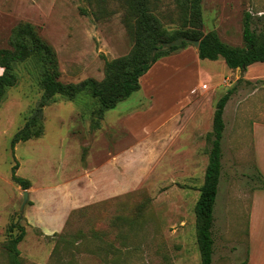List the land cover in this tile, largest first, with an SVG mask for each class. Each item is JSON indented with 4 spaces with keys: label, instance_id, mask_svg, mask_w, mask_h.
Masks as SVG:
<instances>
[{
    "label": "rangeland",
    "instance_id": "rangeland-1",
    "mask_svg": "<svg viewBox=\"0 0 264 264\" xmlns=\"http://www.w3.org/2000/svg\"><path fill=\"white\" fill-rule=\"evenodd\" d=\"M153 6L168 37L182 28L175 0L154 1ZM247 13L253 28L264 30V0H204L202 30L244 47ZM21 23L33 25L55 50L59 80L65 84L102 81L106 62L129 56L136 43V23L122 0H0V50L13 49L14 31ZM180 51L166 56L175 62L164 70L156 64L161 59L153 64L140 81L141 89L100 120L93 115L98 110L95 99L57 96L41 110L42 136L18 143L13 151L14 135L43 94L32 63L16 67L18 82L0 103V264H9L5 246L15 223L26 230L18 246L23 264L201 263L195 206L212 147L210 118L224 93L222 82L233 75L222 58L197 57L185 67L191 58L175 59ZM147 74L163 79L158 96L144 86ZM189 87H194L190 102H198L193 112L201 114L197 121L188 115L187 103L162 128L141 123L153 106L152 123L169 119L188 99ZM252 112L242 114L232 106L224 118L212 264H238L248 248L247 216L228 215L224 208L230 205V194L256 178ZM15 159L17 175L30 182L27 190L11 178ZM233 179L239 181L237 187L231 186Z\"/></svg>",
    "mask_w": 264,
    "mask_h": 264
},
{
    "label": "trees",
    "instance_id": "trees-1",
    "mask_svg": "<svg viewBox=\"0 0 264 264\" xmlns=\"http://www.w3.org/2000/svg\"><path fill=\"white\" fill-rule=\"evenodd\" d=\"M154 1L158 0H122V4L136 23L135 48L129 56L107 61L105 77L102 81L89 78L77 84L63 83L59 80L60 72L56 52L41 39L35 27L29 23H21L15 29L11 42L13 49L0 50V68L3 69L0 75V103L7 90L16 86L18 82L16 67L23 63L30 62L35 67L43 94L23 128L14 135L11 142L13 151L18 143L42 136L41 110L57 96L68 101H76L81 95L95 99L98 103V110L93 115L100 120L106 111L114 109L120 102L141 89L140 79L153 64L190 45L184 41L180 46L172 47L171 50H162V47L158 45L161 41L172 42L179 38L199 41L198 57L200 60L216 61L223 58L230 69H240L243 72L255 63H264V30L258 33L253 28V19L250 14H245L243 23L245 46L234 47L223 42L215 31L203 32L202 4L204 0H175L182 12L184 24L170 37L162 30L161 24L153 13ZM156 48L159 51L151 63L152 52ZM233 91L234 88L228 90L215 105L212 147L209 152L204 183L199 189V198L195 206L200 264H212L213 262V213L222 169L221 140L225 129L223 115ZM18 168L19 164L15 159L11 178L23 190H27L30 188V182L17 175ZM8 236L9 240L5 250L9 264H23L18 246L26 236L25 228L20 223L11 224Z\"/></svg>",
    "mask_w": 264,
    "mask_h": 264
},
{
    "label": "crops",
    "instance_id": "crops-1",
    "mask_svg": "<svg viewBox=\"0 0 264 264\" xmlns=\"http://www.w3.org/2000/svg\"><path fill=\"white\" fill-rule=\"evenodd\" d=\"M187 56H190L191 61L185 63V67L188 63H194V61L197 60L198 49L196 47H186L183 50L181 49L175 59H180ZM172 62H175L173 58L163 57L156 64L162 66L160 67V70H164V68L169 65L168 63ZM160 70L156 71V74L161 75ZM174 70L175 71L173 74H177L180 69L175 67ZM232 75L233 78L231 76H227L222 82L225 90L221 97L226 94L228 90L234 88L233 94L225 106L223 117H228L230 108L232 106H234V109H241L242 114L246 113L248 110L252 112L253 108L255 115H251V137L253 152L252 164L256 178L254 179V182L246 188L238 186L240 188V192L239 190H235L236 194L232 193L233 195H229L228 200L230 205L224 208V210L225 213H228V215L234 212L240 215L245 214V216L248 218V248L243 261L238 264H264V63H255L249 66L244 72L240 69H232ZM144 78L142 77L140 81L142 82ZM146 79L147 84H144V86L147 88L150 94L155 93L158 96V94L162 91L161 88L163 85H160L163 79L156 80L151 76V74H147ZM193 88L194 87L188 88V99L186 98L182 101L175 113H173L169 119L163 121L157 120V122L154 120L155 123H152L154 117L153 106L149 113L142 116L141 123L145 126L149 125V127L155 124L153 129L162 128L167 121L175 119L181 112L182 107L187 103L190 106L188 109V115L192 117L191 119L195 118L194 120L197 121L201 114L196 112L194 114L193 111L198 108V102L194 104V101L190 102L189 100L191 96L189 94ZM249 99L251 102L248 103V106H245V103ZM214 111L215 109L213 110V114L210 118L212 120V124ZM210 115L211 111L209 113V116ZM238 183V180L233 179L231 186L237 187ZM246 196H248V200H243L246 199Z\"/></svg>",
    "mask_w": 264,
    "mask_h": 264
},
{
    "label": "water",
    "instance_id": "water-1",
    "mask_svg": "<svg viewBox=\"0 0 264 264\" xmlns=\"http://www.w3.org/2000/svg\"><path fill=\"white\" fill-rule=\"evenodd\" d=\"M184 41L191 43L194 47H196L198 49L199 41L185 40L184 38H179V39L172 41V42H160L158 45L160 47H162V50H171L172 47L180 46ZM158 51H159V49L156 48L152 52V56H151V60H150L151 63L154 61V57ZM24 197H25V202H26L28 199V192H26V191L24 192Z\"/></svg>",
    "mask_w": 264,
    "mask_h": 264
},
{
    "label": "built area",
    "instance_id": "built-area-1",
    "mask_svg": "<svg viewBox=\"0 0 264 264\" xmlns=\"http://www.w3.org/2000/svg\"><path fill=\"white\" fill-rule=\"evenodd\" d=\"M203 88H205V87H203Z\"/></svg>",
    "mask_w": 264,
    "mask_h": 264
}]
</instances>
